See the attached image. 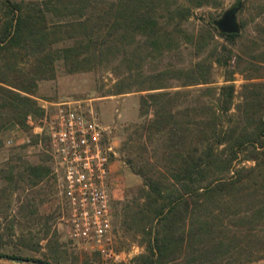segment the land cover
I'll use <instances>...</instances> for the list:
<instances>
[{
	"label": "trees",
	"instance_id": "16d2710c",
	"mask_svg": "<svg viewBox=\"0 0 264 264\" xmlns=\"http://www.w3.org/2000/svg\"><path fill=\"white\" fill-rule=\"evenodd\" d=\"M220 3L0 0V134L11 125L31 130L29 119L44 113L36 100L39 84L54 80L59 69L70 75L120 65L124 70L114 95L166 89L164 83L177 80L183 88L205 86L196 102L175 110L172 97L181 92L142 97L141 108L152 110L153 118L136 138L128 139L137 144V156L127 161L142 188L123 205V226L140 236L144 249L134 264H247L264 259V25L245 49L234 48L240 32L218 29L223 14L197 16L201 25L190 35L185 25L194 12L216 10ZM252 4L254 21L264 22V0ZM236 7L243 11L240 0ZM245 28L241 22L240 30ZM186 35L203 49L215 37L224 43L206 57L198 56L190 67L144 72L148 61L188 46ZM215 66L224 71L223 84L212 87ZM235 75L244 80L239 91ZM154 134L162 145L152 158L146 144L155 145ZM31 137L35 142L37 136ZM42 170L27 168L18 180L29 177L25 187H34L45 177ZM29 207L21 208L27 216L33 215ZM45 229L51 260L33 263L57 264L58 236L49 233L47 224ZM20 239L22 248L38 251L40 241ZM4 244L0 240V259L29 261L4 253Z\"/></svg>",
	"mask_w": 264,
	"mask_h": 264
},
{
	"label": "rangeland",
	"instance_id": "374dc122",
	"mask_svg": "<svg viewBox=\"0 0 264 264\" xmlns=\"http://www.w3.org/2000/svg\"><path fill=\"white\" fill-rule=\"evenodd\" d=\"M237 1L220 0V7L216 10H196L194 17L185 25V29L189 33H192L193 30L197 31L201 25V22L196 20L197 16L205 17V19L209 16H221L226 11L235 8ZM254 1L240 0L244 8L242 12L238 13L237 21L239 26L241 22L245 23L246 28L244 31L240 30L241 37L237 40L235 49L247 48L251 40L256 37L257 28L264 25V22L258 19L254 21L256 13L254 4H252ZM190 35L185 36L188 40V46L166 54L164 57L148 61L143 67L144 72L153 74L169 68L190 67L198 56L204 58L209 55L212 47H220L224 43L215 37L213 40H207V45L203 49L201 43H197L196 39ZM120 67V65L102 66L93 71L70 75L59 69L54 80L43 81L39 84L36 100L44 113L42 116H34L29 119L31 130L24 132L19 126L11 125L0 134V240L5 243L4 253L21 256L22 259L29 260L0 259V264H34L33 260H43L44 257L51 260L46 241L43 240L47 231L45 229L46 224L50 228L49 233L56 231L58 236L61 259L57 264H134L135 258L144 253L140 236L123 226V205L137 197L142 188L141 178L132 173L127 162L137 156V144L133 141L129 142L128 139L130 137L136 138L137 131L143 129L142 125L147 124L153 118L152 110L147 112L146 108H141L142 97L155 92L170 94L181 92L180 96L172 97L175 99L172 103L174 104L173 110H175L186 103L196 102L199 95L198 90L205 86L183 88L180 81L177 80L164 83V86L169 87L166 89L149 92L132 91L114 95L116 84L120 76L123 75L124 68L120 69ZM223 75L224 71L215 66L211 78V82L214 83L210 86H221ZM233 84L239 91L240 86L244 84L242 76L235 75ZM236 101L238 102V99ZM64 102H79L82 106L92 107L102 126L107 129L106 135H108L115 152V155L111 156L109 195L112 210V250L118 256V262L105 259L95 249H89V247L78 245L66 239L62 225L65 210L54 163L49 155L46 136L47 125L45 123V119L54 113L57 105ZM31 136H37L35 142ZM11 137L16 143L7 146L6 141ZM158 138L161 137L154 134L152 142H156L155 145L149 147L146 144L148 147L147 157L152 156L153 158L158 154V148L162 145L160 143L162 140L159 142L157 141ZM26 139L29 140V144L23 143ZM245 165L250 166L251 163ZM35 167L44 169L42 171L45 177L34 187H25L31 183L29 177L24 176L25 179L18 180L19 177L17 176L26 175L25 169ZM11 176H13V182L10 181ZM13 188L15 190H12ZM25 204L32 207L33 215L27 216L26 213H23L22 209ZM22 236L29 242L40 241L38 251L33 252L22 248L20 246ZM247 264H264V259Z\"/></svg>",
	"mask_w": 264,
	"mask_h": 264
},
{
	"label": "built area",
	"instance_id": "2783aa9c",
	"mask_svg": "<svg viewBox=\"0 0 264 264\" xmlns=\"http://www.w3.org/2000/svg\"><path fill=\"white\" fill-rule=\"evenodd\" d=\"M49 155L54 163L65 215L66 239L95 249L118 262L112 250V210L109 195L111 156L115 155L92 107L79 102L57 105L45 119ZM13 137L7 146L15 145ZM23 143L29 144L26 139Z\"/></svg>",
	"mask_w": 264,
	"mask_h": 264
},
{
	"label": "water",
	"instance_id": "95a60500",
	"mask_svg": "<svg viewBox=\"0 0 264 264\" xmlns=\"http://www.w3.org/2000/svg\"><path fill=\"white\" fill-rule=\"evenodd\" d=\"M239 8L235 7L226 11L216 22L218 29L225 34H238L240 26L237 21Z\"/></svg>",
	"mask_w": 264,
	"mask_h": 264
}]
</instances>
